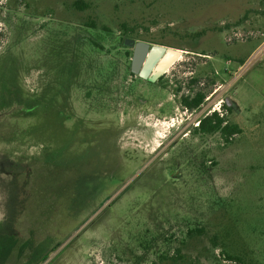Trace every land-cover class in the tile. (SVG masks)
I'll return each instance as SVG.
<instances>
[{"label": "rangeland", "instance_id": "1", "mask_svg": "<svg viewBox=\"0 0 264 264\" xmlns=\"http://www.w3.org/2000/svg\"><path fill=\"white\" fill-rule=\"evenodd\" d=\"M76 1L0 0V264H264V0ZM126 37L183 54L150 84Z\"/></svg>", "mask_w": 264, "mask_h": 264}, {"label": "trees", "instance_id": "2", "mask_svg": "<svg viewBox=\"0 0 264 264\" xmlns=\"http://www.w3.org/2000/svg\"><path fill=\"white\" fill-rule=\"evenodd\" d=\"M75 6L78 9H83V8H86L88 5L87 3L84 2V0H77L75 2ZM123 43H124V39H123ZM129 71L131 74H133L131 70ZM196 81L197 79H191V82H196ZM205 97H206L205 93L202 90H198L192 95L189 94V95L182 96L181 102L183 105H186L189 109L193 110L202 105ZM223 107L228 110L230 109V107L227 106L226 102L223 103ZM240 131L241 130L236 124H230L226 122L224 117L220 116L218 112H214L212 115H208L202 118L199 122V125L195 128V132H198V133L206 134V133L220 132L225 138V140H228L229 136L233 135L234 133L240 132ZM4 163H5L4 161L0 163V168L4 167L2 166ZM1 171L3 172V174L2 172H0V195L2 191H4L5 189H8L10 192V194L8 195H11L10 201H13L15 197L18 198V194H20V198H19L20 202H22V198L25 197L24 202H22V204L25 205L26 203H28L29 200H31L32 198V195L30 194L32 189L30 191V188L33 187L29 181L31 180L35 181L36 177H34L33 179L32 176H28L27 172H24V171L20 173H16L15 170H11V171L1 170ZM17 179H18V183H16ZM2 210L4 209L3 208L0 209V212ZM8 212H9V215L13 216V213L11 212V210H8ZM20 214H21V217H25V218L30 217L29 215L27 216V214L26 216L23 215L24 213L22 212ZM26 227H23V230L20 229V232H19L22 235L21 236L22 240H34L36 237L37 238L39 237L35 235L36 233H34L35 230L33 228H29L27 230ZM16 230H17L16 228H14V230H10L9 232L10 235L11 236L17 235L18 230L17 231ZM226 257L228 259H235L239 261L241 260L240 257L229 255V254H227ZM183 258H184L183 255L180 254L179 251H177L175 256L172 257L171 259L173 260L174 264L178 263L177 262L178 259L180 260V262H182L181 264H183ZM162 259L168 260V257L163 256Z\"/></svg>", "mask_w": 264, "mask_h": 264}, {"label": "water", "instance_id": "3", "mask_svg": "<svg viewBox=\"0 0 264 264\" xmlns=\"http://www.w3.org/2000/svg\"><path fill=\"white\" fill-rule=\"evenodd\" d=\"M124 44L133 48L130 70L140 78L157 81L183 54V50L161 44H151L144 40L126 37ZM227 106H232L226 97Z\"/></svg>", "mask_w": 264, "mask_h": 264}, {"label": "flooded vegetation", "instance_id": "4", "mask_svg": "<svg viewBox=\"0 0 264 264\" xmlns=\"http://www.w3.org/2000/svg\"><path fill=\"white\" fill-rule=\"evenodd\" d=\"M132 48V47H131ZM132 52H133V48H132ZM132 57V56H131ZM130 64H131V62H130ZM133 75H135V74H133ZM136 77H138V78H140L138 75H135ZM142 79V78H141ZM143 80H145V79H143ZM160 80V78L157 80V81H155V82H151V81H149V80H146L147 82H149L150 84H154V83H156V82H158ZM183 105V104H182ZM186 109H189L186 105H183ZM228 107H230V106H228ZM215 112V110L211 113V114H207L206 116H208V115H212L213 113ZM205 116V117H206Z\"/></svg>", "mask_w": 264, "mask_h": 264}, {"label": "built area", "instance_id": "5", "mask_svg": "<svg viewBox=\"0 0 264 264\" xmlns=\"http://www.w3.org/2000/svg\"><path fill=\"white\" fill-rule=\"evenodd\" d=\"M200 122V121H199ZM199 122H198V124H199Z\"/></svg>", "mask_w": 264, "mask_h": 264}]
</instances>
